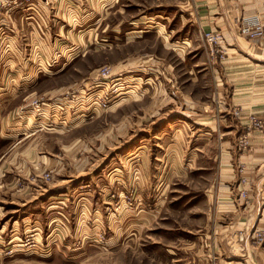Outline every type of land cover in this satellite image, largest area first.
I'll use <instances>...</instances> for the list:
<instances>
[{
	"label": "rangeland",
	"instance_id": "rangeland-1",
	"mask_svg": "<svg viewBox=\"0 0 264 264\" xmlns=\"http://www.w3.org/2000/svg\"><path fill=\"white\" fill-rule=\"evenodd\" d=\"M104 4L106 13L83 22L68 14L72 9L63 8L57 17L56 5L47 0L41 6L50 30L42 52L23 45L27 29L13 25V36L17 31L24 39L17 45L24 56L13 57L7 69L26 73L42 67L45 73L34 89L23 91L18 79L0 91L1 132L6 134L4 122H11L15 142L17 129H41L13 148V154L27 158L0 159V264H165L169 256H179L166 254L165 248L182 252L195 241L190 234L204 232L217 210L224 213L207 200L211 185L213 194L221 183L214 180L221 162L217 152L224 154L230 141L232 151L246 153L237 142L247 123L233 133L236 128L226 124L233 110L222 109L227 98L217 101L210 68L196 73L200 68L192 62L198 56L162 44L166 33L175 41L195 37L192 0ZM9 5L25 7L18 0ZM53 19L81 26L58 30ZM56 48L61 52L57 60ZM190 99L197 101L190 107L198 112L191 108L182 122L160 121L179 110V102L185 101L187 109ZM102 101L105 106H99ZM6 148L0 143V152ZM131 152L138 156L135 163L127 157ZM235 171L239 198L247 191L244 209L249 183L243 164ZM126 214L138 216L135 228L130 217L121 219ZM119 228L125 230L122 237L116 234ZM260 231L264 236V227L253 230L246 245ZM263 246L264 239L252 247ZM235 248L221 259H244L241 247Z\"/></svg>",
	"mask_w": 264,
	"mask_h": 264
},
{
	"label": "crops",
	"instance_id": "crops-1",
	"mask_svg": "<svg viewBox=\"0 0 264 264\" xmlns=\"http://www.w3.org/2000/svg\"><path fill=\"white\" fill-rule=\"evenodd\" d=\"M8 1L0 0V91L5 90V87L17 85L18 79L23 80L20 84L23 87V91L29 87L34 89L37 86L36 80L39 74L45 73L42 67L26 73L21 72L19 69H7L13 57L19 59L24 56V52L17 46L24 39H18L17 31L15 32L16 37L13 36V25L16 24L21 25L23 28L26 27L27 35L25 39L28 43L22 44L25 46L31 45V47L36 45L40 51V48L44 46V41L47 38V31L50 29L47 27L48 23L43 19V9L42 16L38 19L36 17V10L34 11L26 7L13 8L12 5L7 6ZM51 1L53 2V6L56 5L55 15H58L57 17L63 13V8L68 10L72 9L68 14L70 13L71 16H76L75 21L85 22L84 19L90 15H102L106 13L107 7H104V3L108 0ZM192 2L196 21L195 31L197 32L195 37L175 41L171 38L170 33H166L162 39V44L165 49H174L181 52V54L185 53V55L192 54L193 57L198 56L192 62L194 68H200L196 70V73H202L210 68L211 76L216 82L217 101L221 100L220 97L227 98L225 100L227 105L222 109L227 111V109L232 108L233 110L232 116L229 114L226 116L228 118V122H226L227 127H235L236 130L231 131L237 133L238 128H242L248 123L247 120L250 114L254 113L260 117H264V58H262L264 57V44L248 41L238 35L239 20L242 17L255 14L259 10L261 0H192ZM65 5L68 7L65 8ZM53 22L56 25L55 29L66 30L67 28V32H71L74 26L80 25L55 19H53ZM35 25L37 27L39 25V28ZM33 27L36 28L34 30L38 37L33 31ZM207 31L221 32L225 42L231 48L225 60H217L209 54L202 40V34ZM85 42L76 44L78 47L75 46L73 51L79 49L80 46L86 45ZM200 48L203 51L198 53L197 51ZM55 50L57 51L54 52L53 57L57 60L61 57V52L59 48ZM253 51H258L261 54H255ZM68 55H73V53H69ZM32 57L33 55L30 54L29 59L31 60ZM206 60L208 66L205 65ZM177 100L179 99L177 98ZM9 102L11 103V101ZM182 102H179V106L177 105L179 110L177 108L176 111L167 116L168 119L166 117L160 121L176 120L182 122V118L186 119L189 116L187 113L190 112V109L198 106L197 101L190 99L191 104H188V108L186 109L184 108L186 105L183 106L185 101ZM192 104L195 106L190 107ZM195 111L198 112L196 107ZM195 115V118H197V113ZM196 124L203 125V121L196 122ZM10 125L11 122L5 121L3 126L5 127L6 134L0 131V143L7 145V148L3 152H0V159H7L12 155L16 158H27V154L26 156L21 153L13 154V148L17 146L16 144H21L28 137L41 131V129H34L32 132H26L25 130L19 132L21 130L17 129V135L20 138L14 142L13 140L16 136L10 134L13 131L10 129ZM6 141L9 142L5 143ZM251 142L250 150L240 155L234 151L235 148H233V151L231 150L232 146L230 141L224 144L226 146L225 153L227 154L221 153L220 150L217 152L216 159L218 161L220 159L222 164L221 162L218 163L217 168H215L214 180L215 184L221 181L218 186L220 191L218 189L217 193L210 194V191L214 190L212 184L208 189L207 200L208 203H213L212 205H218L219 209L221 207L224 213L220 214L217 210L216 215L211 219V225L204 229V232L199 231L194 234L187 232V234L189 233L195 238V241H192L190 245L182 248V252L173 251L169 247L165 248L164 252L166 254L179 255L176 257L167 255L169 256V261H165V264H232L233 262L234 264L236 262L241 264H264V246L259 249L248 244L246 245L249 237H251L252 231L264 227V132L254 133L251 136ZM195 149L194 154L197 156L199 155V151H197V147ZM167 156V153H163V158ZM127 157L133 160L132 163H135L138 156L133 152ZM239 164L244 165V176L248 179L249 183L245 186L248 189V196L250 198L247 204L248 209L247 207L244 209L241 208L243 201L242 198H239V177L235 171V168H238ZM163 166H168L167 160ZM34 199L36 200L37 198L35 197ZM128 214L124 215L121 219L126 218L127 220L130 217ZM130 220H132L131 226L133 228H135V224L139 223L138 216L131 215ZM221 222L224 224L226 222V225L221 224ZM122 227L124 226L122 225ZM129 231L127 230V233ZM123 232L125 230L119 228L116 234L118 233L117 235H121L122 237ZM240 234L245 238L244 243H240L238 240ZM131 235H135L134 230ZM236 245L246 248L244 259H240V262L238 260L231 262L221 259L223 255L232 256L231 254L236 250Z\"/></svg>",
	"mask_w": 264,
	"mask_h": 264
},
{
	"label": "built area",
	"instance_id": "built-area-1",
	"mask_svg": "<svg viewBox=\"0 0 264 264\" xmlns=\"http://www.w3.org/2000/svg\"><path fill=\"white\" fill-rule=\"evenodd\" d=\"M22 5H24L26 8L36 10L37 14H42L43 6L42 4L46 3L47 0H18ZM238 35L245 38L248 41L252 42H259L258 44H264V0H261V4L259 7V10L252 15L242 17L239 20L238 25ZM202 40L207 47L209 54L214 57L217 60L223 61L226 59L228 55V51L230 49L227 43L225 42V39L223 38L221 32L219 31H207L202 34ZM106 71L103 72V76H105ZM103 102V101H102ZM99 102V106L103 105L105 106V103ZM237 114V113H236ZM248 123H247V132L243 135H240L238 137L237 142V149L240 150H246L249 151L250 149V138L253 132H262L264 130V119L263 117H260L256 114H250L248 116ZM243 171V168H241ZM244 183H246V180H244ZM242 201L248 202L247 199V191L246 193H242ZM247 200V201H246ZM264 236L262 234V231L256 232L254 234V238H252L251 242L248 244L251 246L259 245L263 242ZM239 242H243L244 237L242 234L238 237ZM240 251L243 254V257H245L244 248L241 247ZM238 262H240L238 260ZM235 264H241V263H235Z\"/></svg>",
	"mask_w": 264,
	"mask_h": 264
}]
</instances>
